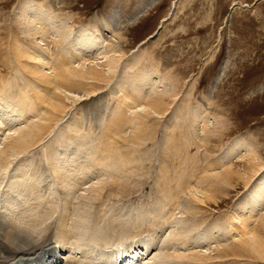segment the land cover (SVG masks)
Returning <instances> with one entry per match:
<instances>
[{
    "label": "rangeland",
    "instance_id": "rangeland-1",
    "mask_svg": "<svg viewBox=\"0 0 264 264\" xmlns=\"http://www.w3.org/2000/svg\"><path fill=\"white\" fill-rule=\"evenodd\" d=\"M47 1L41 0V3L46 6ZM22 2L25 4L29 0H0V89L3 91L0 95L5 98H3L4 101L11 103L21 99L22 93L25 92L24 106L31 107L36 104L34 92L36 90L32 85V79L35 78L32 75L29 76L21 67V65L25 67L29 64L30 59L25 56L19 60L21 55H18L14 49L23 46L32 50L37 49L38 52L45 47L41 48L36 37L30 38L31 35L33 36L30 34L32 32L21 30L22 27L17 19ZM59 2H61L60 9L55 11L59 21H65L74 32L80 31L83 27H90L92 31H97L92 34L99 39L98 43L104 39L100 44L103 47L102 52L107 53L106 55L111 53L118 56V53L112 52L113 45L118 41L109 34V30L103 28L104 23L116 28L113 31L114 35L124 43L120 53L121 62L117 64V69L114 71L116 73H112V81L109 85L104 86L103 84V89L96 96L85 98L81 95L82 89L73 90L72 96H81V101L73 107L75 109H70L68 114L56 124L57 126L52 127L50 133L45 135L44 140L42 139L43 141L41 140L37 145L38 148L35 146L26 154L10 156V165L7 169L0 166V183L4 181L1 186V188L4 187L2 193L5 194L7 190H10L7 183H10L12 177L14 182L32 177L34 186H37L36 180L39 178H47L45 196H48L47 203L53 204L52 201H54L51 205L53 214L50 218L47 217L46 224L41 226L44 234L40 230V232L36 231L40 235L36 238L33 236V238L38 240L43 235L61 249L62 245L58 242L54 225L60 218L61 209L56 203H59V206L62 204L58 200V195L63 189L59 186V181L55 180L53 171H49L51 166L48 160L51 154V162L55 158L66 160L63 168L68 165L72 172H69L70 177H67L69 180L66 179L65 182L68 181L70 186L71 176L77 170V174L72 176L75 181L79 182V185L78 188L73 187L71 193L69 205L71 215L76 208L79 211H90L92 216H88L87 219L91 223L97 221L95 224H100L99 219L114 221L113 229H102V231L100 229L91 233L92 235L89 234V236H95V240H99L92 244V247L95 254L102 253L105 256L103 264H106L105 262L110 260L117 251L134 252L137 247L142 246L138 242H144L145 246L150 247L148 253L150 255L143 261V264H178L169 260L166 263L162 261L163 258L160 255L166 244L162 245L161 242L166 241L175 229L183 233L189 232L188 227L193 229L188 236L193 235L187 241L189 248L194 247L197 251L206 249L208 255L215 249L221 248L214 241L209 242L210 244L204 243V239L209 230L218 231L220 234L219 229L222 230L221 228L226 226L227 221L233 217L232 215L239 211V203L246 202L247 208L253 205L254 211H258L259 216L263 214L264 0H59ZM100 33H103L102 39L99 38ZM63 38L72 40L73 36ZM53 41L52 38L46 45V54L48 57L51 56L47 61L50 66L57 63L58 58L55 57L59 54L61 47L67 46L66 43L56 45ZM31 55L34 56V51ZM97 58L101 57L92 56L89 62L97 61L99 65L102 64L104 60L98 62ZM144 74L150 77L142 92V97L145 95L147 98L163 97L168 101V110L156 120L145 122V119L141 117L142 105L136 110L133 109L130 115V120L131 116L132 120L134 119L132 123L146 124L140 129L144 135L142 140L132 141L131 132L134 130L128 126L123 130L120 137L122 139L119 141L117 138L119 143L114 144L116 151L112 153L113 157L110 154L111 160L117 159V166L120 168L118 173L112 170L113 176L103 173L97 175L89 173L85 176L79 170L81 167L85 170L84 166L87 168L91 163L93 148H95V154L99 153L98 142H102L100 139H102L110 113L119 112L124 107L120 106L122 102L119 100L122 94L118 86L130 94L133 84L138 85L135 82L137 75ZM53 81V83L59 82L56 79ZM117 106L121 109L119 110ZM2 109L4 112L0 110V150L11 136L20 131L19 127L22 130L30 125L41 123L40 120L38 122L41 116H34L36 114L33 115L32 120L24 123L17 111L10 114L11 108L10 110L4 107ZM79 109L84 111L79 114L82 116L81 118L79 116L80 120L85 118L89 120L92 117L95 118V124L93 123V128H88L85 124L86 129L84 126L81 134L76 135L71 131L69 118L76 117ZM49 110L46 107L42 109L41 114ZM133 117H138L139 120L136 121L138 118ZM201 126L204 127L201 128ZM171 133L177 135L179 139L188 140V143H192L193 146L187 148L189 150L187 152H173L176 155L171 153V142L167 144L166 140L167 136H172ZM76 136H83L81 148L73 147L72 141L77 138ZM172 137L170 138L173 139ZM207 137L208 144L206 143ZM241 138L246 139V146L253 142L254 145L252 147L249 145L247 148L243 146L236 155H230L231 145H235ZM74 149H76L75 156ZM256 149L259 150V161L263 165L260 164L261 168H257L255 178L252 177L247 185H244L242 181L234 183L235 188L229 190L227 196L216 195L214 199L216 202H208L206 207L193 215V218L191 216L189 218L188 215L182 214L183 207L187 205L186 199L195 194L196 185L199 190L209 188L205 187L207 183L196 184L194 182L187 189L188 191L179 196L180 204L177 206L168 204L167 207L165 206L167 209L164 207L163 212H167L166 216H169L167 220L158 218L154 221L150 214L147 216V212L153 207L152 211L155 210L157 217H161L164 208L159 205V202L163 203L162 195L174 190L176 178H182L183 182L188 184L192 176L194 178L197 173L205 170L208 164H212L215 168L219 162L231 163L230 166L236 163L234 166L242 173L244 166L248 164L247 152L251 153ZM66 151H72V155L69 152L65 154ZM85 160L88 162L86 163ZM123 162L125 166L122 165ZM122 167L129 169L127 176L129 179L126 181L121 179ZM42 182L44 183L41 181L39 184ZM104 182H107V185L103 194L98 197V194L93 192L94 185ZM114 182H118L116 184L119 185L116 186ZM66 188L65 192L69 187L66 186ZM259 192L262 197H259ZM19 203L21 206L24 205L22 200H19ZM47 205L44 204V206ZM157 208L159 209L156 210ZM143 210L147 211L146 214ZM56 211H59L58 214ZM140 213L142 215H139ZM63 214L65 215V212ZM135 215H139L142 220L141 224L133 225L131 221L139 219ZM184 220L186 222L183 223ZM72 222L70 219L69 223L72 224ZM29 223L32 224V222ZM24 226L22 225L23 228ZM261 232L264 234V231ZM147 235H149L148 240ZM155 236L160 242L158 240L154 242ZM86 238L89 239L88 235L85 236ZM66 241L68 243L67 257H72L77 264L75 257L78 256L77 260L81 259L78 264H87V260L76 250L74 242ZM172 243L170 245L175 249L169 246L170 252L176 249L179 252L185 251V248L178 243ZM198 243L201 245H196ZM225 246L239 248L237 244L231 243H226ZM136 254L140 262V255L144 253L138 250ZM210 255L213 256L214 253ZM255 256L251 254L242 258L226 259V261L218 259L207 264H264V261Z\"/></svg>",
    "mask_w": 264,
    "mask_h": 264
},
{
    "label": "bare ground",
    "instance_id": "bare-ground-1",
    "mask_svg": "<svg viewBox=\"0 0 264 264\" xmlns=\"http://www.w3.org/2000/svg\"><path fill=\"white\" fill-rule=\"evenodd\" d=\"M60 3L61 2H59V0H48L46 6H44V4L41 3V0H29L28 3L21 4L22 6L19 9L20 15L17 21H19V25L22 27L21 30L25 32L26 31L32 32L30 34H33L34 37L32 35H31L32 37L29 35L30 38L36 37V39L39 40V45L41 46V48L45 47L44 49H40L38 52L37 49L32 50V49L24 48L23 46L21 47L18 46L17 49H14V51L18 55H21L18 58L19 60H22V58L25 56H27V58L30 59L29 64L25 65V67L24 65H21V67L23 68L24 71L27 72L29 76L32 75L35 78L32 79L33 82L32 85L36 90L34 91L36 94L35 96L36 104L35 106L31 105V107L24 106L25 92L22 93L23 95L21 99H19L18 101L14 100L11 103L4 101L5 98L3 97L4 98L3 99L0 95V110L3 111L2 109L3 107L9 110L11 108L10 114L17 111L18 116L23 119L24 123H26L27 121L29 122V120H32L33 115L36 114L34 116L36 117L41 116V118L38 119V122L40 120L41 123L35 124L33 126L30 125V127L24 128L22 130L19 127L20 131L17 130L19 132L10 137V139L4 144V147L0 150L1 168L7 169L9 167L10 165L9 157L12 156L13 154L14 156L26 154L27 152L33 150L35 146L39 145V143L44 138V136L50 133L52 127H54V125L59 123L68 114L70 109H72L77 103L81 101L80 99L81 96H77V95H76L77 97L72 96L73 90L77 88L82 89L81 90L82 97L84 96L85 98H88V97H94L98 92H101V90L103 89V84L104 86H106L107 84L109 85V83L113 79L112 73L116 71L117 64L120 61L121 48L124 43L119 39V37L114 35L113 31L116 28H113L112 25H109L106 22L104 23L103 28L109 30L110 32L109 34H111V36L114 39H116V41H118L117 43L115 42L112 50V52L118 53V56H115L114 54L111 53L106 55L107 53L102 52L103 47L100 44V42L101 41L103 42L104 40L102 39L103 33L99 34V38H101L102 40L98 43L99 39L94 37V35L92 34L97 31H92L90 27H83L82 29H80V31L74 32L72 30V27L66 24L65 21L62 22L59 21V19L56 17L57 13L55 11L60 9ZM151 4L152 3H150V5ZM70 35L73 36L72 40H67L66 38H63ZM52 38L54 39L53 42H56V45L57 44L63 45L62 43L67 44V46L65 45L62 47L59 46L61 47V49L59 51V54L57 56L55 55L56 56L55 58L58 59L56 60L57 63H55L54 66H50L48 64L47 61L50 59L51 56L48 57L46 54V50H47L46 45H48L49 41ZM34 45L35 44L33 43V46ZM63 47H67V48H63ZM32 51H34V56L31 55ZM92 56L101 57V58H97L99 59L98 62L102 60L104 61L100 65L97 63V61L89 62V59ZM137 76L140 77V78L138 77L135 78V82H137L138 85L133 84V88L130 89L131 91L130 94H128L124 88L123 90L120 89L121 86H118L120 90L119 92L122 94V98L121 100H119V102L120 101L122 102L121 103L122 105L120 104L119 105L121 106V108L122 106L124 107L122 110H120L121 109L120 106H119L120 109L117 106V108L120 111L117 112L115 109L116 112L113 113L112 111L113 114L110 113V116L106 122L107 125L105 126L106 128L104 130L102 139H100V141L102 142L101 143L98 142L99 153L95 154L94 152L95 148H93L91 154L92 157L91 163H89V165L87 164L88 165L87 168H85L86 166H84L85 170H82L83 169L82 167L81 170H79L82 173H84L85 176H87L89 173L91 175L92 174L97 175L103 173L106 175L110 174L111 176H113L114 174L112 170L118 173V169L120 168H118L117 166V162H116L117 159L111 160L110 154L116 151L114 144L119 143V141L122 139V138L120 139V137L123 133V130L128 128V126H130L129 128L132 127V130H134L132 132L129 131L131 132V136L133 138L132 141L134 139H137L139 142L142 140L144 135L143 132L140 131V129L142 127L144 128L146 124L143 125L139 123L135 125V123L137 122H134V124L132 123L134 119L132 120V116H131V120H130V115L131 112H133L132 111L133 109L136 110L137 107L142 105L140 109L141 117L145 119V122L146 120H156L157 118L163 116L168 110L167 99L165 100L163 97L147 98L145 94H144L145 97H142L143 94L142 92L145 89L146 83L150 75L144 74L141 76L139 75ZM54 79L58 80L59 82L53 83ZM0 94H3V91L1 89H0ZM93 100H95V98ZM46 107L49 108L50 110L45 114L44 113L41 114L42 109ZM75 112L73 113L75 114ZM83 112L81 109H79V113L76 115L78 119L76 117H74L73 119L69 118L70 119L69 126L72 127L71 131H73L74 134L76 135L79 134L81 130H84L83 127L85 126V124L88 126V128L94 127L93 123L95 121V118L92 117L90 119L88 118L89 120H87L86 118L81 120L79 119L80 116L79 114ZM81 117L82 116H80V118ZM133 118L137 119L138 117H133ZM139 118L136 121H138ZM203 127L204 126H201V128ZM172 136L170 137H172L173 139H171L169 136H167L166 138L168 142L167 144H169V141L171 142L170 143L171 153L173 152L183 153L184 151L187 152L188 150L187 148H191L193 146V144L188 143L189 141L186 139H179L177 135L175 136L174 134H172ZM76 137L77 138L76 139L74 138L75 140L72 141V143L74 144L73 147L81 148L83 136H76ZM117 138H119V141L117 140ZM182 141H184L183 144ZM245 142L246 139L241 138L239 142L235 143V145H231L232 147L229 150L230 152L229 154L236 155L239 151H241L243 146L244 148H247L249 147V145L251 147L254 145L253 144L254 142L253 143L248 142L249 144H247L248 146H246ZM206 143L208 144V137ZM170 147L168 146V149ZM46 151L48 150L46 149ZM68 152L70 155H72V151H66L65 154L66 153L68 154ZM73 154L75 156L76 149H74ZM173 154L176 155V153ZM50 156L52 157V155L51 154L49 155V160H48V163L50 161L49 166H51L50 168L51 170L49 171H53V174H55V180L59 181L58 184L59 186H61V189H63L59 191V195H58V200L60 203L62 202V204H60L59 206V203H56V205H58L57 207H60L61 209L60 212L56 211L57 214L58 212L60 213L59 215L60 218L59 220H57V222L55 221L56 225H54V227L56 226L54 232L56 231L55 234L59 239L58 242L61 243L62 248L60 249V246H58L57 249L54 250L50 240L48 238H44L43 235H41L38 240H34V238L40 235V233L38 234L36 233V231L40 232L41 226L44 223L46 224V218L47 217L50 218L53 214V206L51 205L54 204V201H52L53 204H51V202L50 203L46 202L48 200V196H45V190H46L45 186H47L46 184L47 178L45 179L39 178L38 180H36L37 186H34L32 182V177H30V179H28L27 177L24 179H19L16 182L13 181V177H12L10 183H7V187L10 190H7L5 194L2 193L4 187L1 188L4 181L0 183V213H1L0 264H76L72 257H71L72 259L67 257L68 243L66 240H70L74 242L76 250L81 253L82 257H84L85 260H87V264H103L105 261V256L102 253L95 254L92 247V244L97 243L99 240L97 239L95 240L94 238L95 236H91L92 235L91 233H94V231L100 229L101 231L102 229L103 230L113 229L114 221H109V220L101 221L99 219L100 224H95L97 221L91 223L87 219L88 216L89 217L92 216L90 211H79L76 208L73 211V214L71 215L69 208L71 193L73 187L78 188L79 185V182L75 181V179L72 176H75L77 174V170L71 176L72 182L70 183L72 184L70 186L68 181L67 183L65 182L66 179L69 180L68 179L70 177L69 172L71 171L68 165L63 168V164L66 162V160L62 158H57V159L55 158V160L53 159L51 162ZM246 156L247 158H249L248 164L244 166V170L241 169L243 171L242 173L240 172L239 169L236 168V166H234L236 165V163L230 166L231 163L227 164V162L226 163L219 162V164L215 168H213L212 164H208L205 170H202L196 174L195 176L196 178L195 177L193 178L192 176L191 182H189L191 184L189 183L185 184L182 178L179 177L176 178V180H174V184H175L174 190L169 191V194L165 193V195H162L163 203H161L162 202L161 201L159 202V205L162 208H164L168 204L172 206L173 205L177 206V204H180L178 202L179 196H181L185 191H188L187 189H189L194 182L196 184L207 183L205 185V187H209L207 190L205 189L199 190L198 185H196L195 194L190 195L186 199L187 205L183 207L182 214L188 215L189 218L190 216L193 218V215H196V212L201 211L203 207H206V204L208 202L209 203L216 202L214 200L216 195L219 194V195L227 196L229 190H233L235 188L236 184L233 186L234 183H238L239 181H242L244 185H247L249 183V181L252 179V177H254L256 172H258L257 168L259 167L261 168V165L263 164L259 161L260 155L258 149H256L254 152L252 151L251 153L248 151ZM70 162L72 163V160ZM123 164L124 162L122 163V165ZM122 169H123V175L121 176L122 177L121 179L123 181H126L129 179V177H127L129 175L128 173L129 169H126V167H122ZM199 174L201 175L198 176ZM114 177L116 178V176ZM41 181H44V183L42 182L41 184H39V182ZM116 183L118 182H114L113 184L118 186L119 184ZM106 185L107 182L98 183L96 186L94 185L93 192L98 194V197L101 196L103 194ZM66 186L69 188L65 192L64 189H67ZM50 188H51V183H50ZM52 192L53 191H51V193ZM259 197H262L261 193L259 194ZM19 200L23 201L24 204L23 206L20 205ZM44 204H48V205L44 206ZM245 205L246 202L239 203L238 205L239 211L236 213L237 215L236 214L232 215L233 217H231V219L227 221L228 223L226 224V226L222 227L221 228L222 230L219 229L220 234H218V231H214V230H209L208 233L206 232L207 234L205 237L206 239H204L205 240L204 243L206 242L209 243L211 241H214L216 242L217 246L219 245L221 247L215 249L214 252H211L214 253L213 256L210 255L211 253H209L208 255L206 249H203V251L202 249H199L197 251L192 246H191L192 248H189V244L187 243V241L193 235L190 237L188 236L192 233L193 229H190L188 227L189 232L183 233L175 229L174 231L171 232V234L167 238L166 240L167 242L166 241L161 242L162 245L166 244L164 248H162L163 252L161 251L163 254L161 253L160 255L159 253L160 257L162 256L163 258L162 261L164 260L163 262L166 263V261L169 260L172 262H176L178 264H207L209 262L218 259L226 261V259L242 258L244 256H249L251 254H254V256L256 255L255 257L257 259L264 261V234L263 232H261L264 231V208L262 209L263 214L259 216V212L254 211L255 207L253 205L248 206V208ZM152 208H150L151 210L148 211L149 213L146 210L143 211H145V214L147 212V216L148 214H150L153 217L154 221L157 220L158 218H161L163 220L164 219L167 220L169 218V216H166V214L168 213L163 212L165 211V208L162 210L161 217H157L156 211L155 210L152 211L153 210ZM39 209L41 211H39ZM158 209L159 208H157L156 210ZM64 212L65 215L67 213V216L63 214ZM75 213H76V219H75ZM139 215H142V213H140ZM139 215L137 216L135 215V216L139 218ZM70 219L71 222L73 221L72 224L69 223ZM29 222H32V224H30ZM131 222L133 223V225H136L137 223L141 224L142 220L141 218H139L137 219V221L134 220ZM184 222H186V220H184L183 223ZM188 223L190 224L192 222H188ZM22 225L23 226L25 225L24 226L25 228H23ZM43 231L44 230L41 231L42 234H44ZM89 234H91L90 235L91 237L89 236ZM86 235H88L89 239L88 238L85 239ZM148 237L149 235H147V240ZM182 238H184L185 240L182 241L181 240ZM157 240L158 238L156 237V240H154V242H156ZM158 241L160 242V240ZM172 242H176L179 245H181L182 248H185V251L179 252L176 249V251L170 252L171 248L169 246H171L170 243ZM138 243L142 244V246L137 247V249H135L134 251L135 253L128 252V250L117 251L115 255H113L112 258L105 263L106 264L107 263L143 264V261L146 260L150 255L148 254L150 247L145 246L144 242H138ZM208 243L207 245L209 246L210 243L209 244ZM226 243L237 244L239 248L235 249V248H231V246L227 248L225 246ZM196 245H201V243H198ZM171 247L172 249L174 248V246ZM60 250H62L61 253L59 252ZM138 250L144 253L143 255H140L141 258L140 262H138V256L136 254ZM69 255L71 256L70 250H69ZM76 257L75 259L79 263V260L81 259L79 258L77 260Z\"/></svg>",
    "mask_w": 264,
    "mask_h": 264
}]
</instances>
